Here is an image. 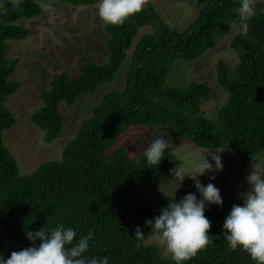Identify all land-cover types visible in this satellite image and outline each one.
Masks as SVG:
<instances>
[{"label": "trees", "instance_id": "16d2710c", "mask_svg": "<svg viewBox=\"0 0 264 264\" xmlns=\"http://www.w3.org/2000/svg\"><path fill=\"white\" fill-rule=\"evenodd\" d=\"M57 1L89 6L98 0ZM194 1L201 9L185 31L171 28L147 2L123 24L106 25V63L98 65L85 55L78 78L66 73L53 76L42 95L43 106L31 116L48 144L63 133L60 107L71 108L82 96L94 95L101 86L113 83L139 31L147 26L155 29L154 35L136 43L124 90L106 95L91 116L80 122L62 159L45 162L35 173L21 176L3 141L4 132L17 123L7 102L21 89V83L11 80L19 61L8 59V42L28 39L30 31L18 22L43 16L44 8L43 0H0V253L6 258L31 246L26 231L62 223L73 228L77 238L91 230L94 237L86 254L107 256L109 264H176L164 259L157 247L145 245L153 236L145 221L159 215L174 197L163 199L157 209L145 202L125 210L115 197L135 192L141 182L156 183L166 171L182 165L168 150L158 166L148 165L144 152L130 157L118 141L132 127H166L199 148L232 149L245 163L264 153V0L247 19L248 34H238L231 42L240 63L232 69L220 61L216 67L217 83L228 97L217 122L205 118L201 108L211 99L207 83L191 82L184 90L164 86L176 61L195 62L215 49L219 38L232 34L249 6L244 0ZM189 192L196 193L195 187L181 191L177 200ZM229 213L227 200L222 208L213 205L205 211L211 222L210 239L215 241L187 264H255L246 251L231 250L224 239L223 223ZM137 226L143 239L135 238Z\"/></svg>", "mask_w": 264, "mask_h": 264}, {"label": "rangeland", "instance_id": "374dc122", "mask_svg": "<svg viewBox=\"0 0 264 264\" xmlns=\"http://www.w3.org/2000/svg\"><path fill=\"white\" fill-rule=\"evenodd\" d=\"M244 1L248 4L249 11L241 13V21L233 26L232 34L219 38L217 47L195 62L176 61L164 86L184 90L191 82L207 83L212 90L211 99L203 103L201 108L204 117L210 121L217 122L219 111L228 98L217 83L216 67L220 61H224L232 69L240 63L238 54L231 48V42L238 34H248L247 19L254 13L255 6L260 0ZM147 2L153 4L157 13L171 28L180 32L185 31L193 23L201 9V5L194 0H144L143 8ZM99 3L100 0L89 6H70L60 4L57 0H43V16L18 22L20 26L30 31L29 38L8 42V59L19 61L11 80L21 83V89L7 102V107L15 114L17 123L4 132L3 141L15 157L21 176L35 173L45 162L62 159L63 150L76 136L80 122L91 116L106 95L124 90L136 43L145 35L155 34V29L151 26L139 31L113 83L101 86L94 95L82 96L71 108L62 105L60 110L63 117V133L53 143H46L43 131L32 123L31 116L43 106L42 95L49 90L53 76L66 73L72 79L78 78L85 55L98 65L108 60L106 48L108 37L105 33L107 24L98 15ZM160 136L169 138L170 146L167 150L182 161L179 168L185 169V175H192L191 167L194 161L206 157L213 151L180 139L162 126L154 130L132 127L119 138L118 146L125 147L129 156L135 158L145 152L152 140ZM217 151H223L220 153L223 170L205 174L200 180L204 185L214 183L220 189L223 201L229 202L231 211L234 204L243 203L241 197L249 190L246 177L252 165L254 164L256 170L262 174L264 153L252 158L250 163H245L232 149ZM210 175H215V179L210 180ZM172 179L171 170H168L160 181L153 184L141 182L135 192L116 193L115 197L124 210L135 208L145 202L157 209L163 199L177 196L181 191L194 187V181L190 178L186 177L180 188L179 183ZM214 241L215 239H210L209 244ZM145 245L157 247L164 259L172 260L165 247L153 236L146 240Z\"/></svg>", "mask_w": 264, "mask_h": 264}, {"label": "clouds", "instance_id": "9594fccd", "mask_svg": "<svg viewBox=\"0 0 264 264\" xmlns=\"http://www.w3.org/2000/svg\"><path fill=\"white\" fill-rule=\"evenodd\" d=\"M143 6L144 0H100L98 15L106 24L121 25ZM169 146L170 140L165 136L152 140L144 152L146 163L158 166ZM222 152L211 151L194 161L192 175H185L183 168L171 169L172 180L179 183V188L187 177L194 181L196 193L189 192L179 200L174 196L159 215L145 221L153 238L165 247L176 264H187L210 242L211 222L205 211L211 205L222 208L223 199L214 183L204 185L200 177L223 170ZM209 179L214 180L215 175H210ZM246 182L249 190L241 197L243 203L234 204L224 220L223 237L231 250L242 249L255 264H264V174L253 164ZM93 237L90 230L77 238V232L62 223L50 229L42 227L35 232L26 231L31 246L13 251L7 258L0 253V264H109L107 256L86 254ZM135 238H144L139 226L135 228Z\"/></svg>", "mask_w": 264, "mask_h": 264}]
</instances>
